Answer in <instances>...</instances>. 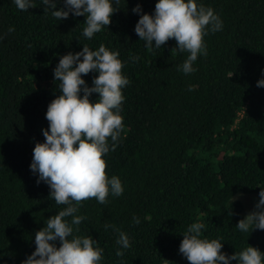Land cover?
Here are the masks:
<instances>
[{"label":"trees","instance_id":"16d2710c","mask_svg":"<svg viewBox=\"0 0 264 264\" xmlns=\"http://www.w3.org/2000/svg\"><path fill=\"white\" fill-rule=\"evenodd\" d=\"M32 2L36 7L21 11L14 0H0V264H23L35 251V233L66 207L49 197L46 183L37 184L33 149L45 141L48 105L62 94L54 79L60 58L101 44L119 53L129 80L122 89L124 127L104 156L123 194H109L106 204L83 201L75 215L85 219L73 225L74 235L96 241L100 264H189L179 246L197 222L205 225L201 238L223 243L222 253L249 245L264 253V230L236 227L245 216L234 198L264 189V87L257 86L264 79V0H196L213 9L222 28L208 26L207 54L198 55L189 74L182 65L190 53L171 51L174 39L149 51L135 33L158 0H112L118 10L111 24L91 39L83 35L85 16L60 21L41 0ZM137 5L140 13L133 12ZM61 8L64 0H56ZM97 75L82 79L92 87ZM120 232L129 238L127 249L117 244Z\"/></svg>","mask_w":264,"mask_h":264},{"label":"clouds","instance_id":"9594fccd","mask_svg":"<svg viewBox=\"0 0 264 264\" xmlns=\"http://www.w3.org/2000/svg\"><path fill=\"white\" fill-rule=\"evenodd\" d=\"M41 3L45 6L44 12L51 11L60 21L70 13L85 16L83 35L89 39L104 26L108 27L118 10L112 0H64V8L59 10H56V0H41ZM115 3L118 5L119 0ZM14 4L21 11L36 7L32 0H14ZM133 12L140 13V6ZM208 26L215 32L222 28V22L213 9L198 5L196 0H158L154 15L142 14L134 30L149 51L174 39L176 47L171 51L190 53L182 65V71L189 74L196 70L192 64L198 55L207 54L204 36ZM118 57V52L108 50L103 44L97 50L84 45L82 51L62 56L54 69V79L60 82L62 94L48 105L49 127L43 130L45 141L36 143L33 149L30 169L39 174L37 184L43 181L49 186V197L66 207L48 218L46 226L35 233V251L23 264H100L103 250L94 247L96 241L92 237L74 235L73 225L85 219L75 215L83 201L94 198L106 204L109 194H123L120 179L115 175L109 179L104 159L109 152V139L116 142L124 127L120 114L124 100L122 89L129 80L122 73L124 65ZM90 72L98 73L92 87L82 79V75ZM257 86L264 87V79ZM93 93L98 94L95 102L90 100ZM112 147L114 150L115 143ZM259 197L256 210L236 225L241 232H248L250 228L264 230V189ZM69 217L70 222L66 219ZM134 222L139 224L135 217ZM204 227L203 223H193L183 234L179 252L189 264H230L232 260L238 264H264V253L250 245L231 256L222 253L220 240L201 238ZM57 240L59 247L55 244ZM117 244L129 248L128 236L120 232ZM123 254L116 252L118 257Z\"/></svg>","mask_w":264,"mask_h":264},{"label":"rangeland","instance_id":"374dc122","mask_svg":"<svg viewBox=\"0 0 264 264\" xmlns=\"http://www.w3.org/2000/svg\"><path fill=\"white\" fill-rule=\"evenodd\" d=\"M235 199L240 200L244 205L243 214L246 217L247 214L252 212L255 209V205L258 203L260 197L257 193H246L239 192L234 196Z\"/></svg>","mask_w":264,"mask_h":264}]
</instances>
